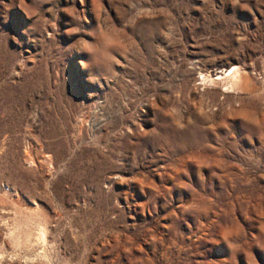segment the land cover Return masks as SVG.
Instances as JSON below:
<instances>
[{
    "label": "rangeland",
    "instance_id": "374dc122",
    "mask_svg": "<svg viewBox=\"0 0 264 264\" xmlns=\"http://www.w3.org/2000/svg\"><path fill=\"white\" fill-rule=\"evenodd\" d=\"M0 264H264V0H0Z\"/></svg>",
    "mask_w": 264,
    "mask_h": 264
},
{
    "label": "bare ground",
    "instance_id": "6f19581e",
    "mask_svg": "<svg viewBox=\"0 0 264 264\" xmlns=\"http://www.w3.org/2000/svg\"><path fill=\"white\" fill-rule=\"evenodd\" d=\"M229 71H230V70H229ZM229 71H228V74L226 73L227 76H230V75H232V74L234 73V70H232V71H230V72H229ZM226 74H225V75H226ZM233 75H234V74H233ZM231 77H232V79H233V81H231V82H233V83H235V84H236V83L239 84V82H241V80H242V82H243V86H244V83H245V85H247V84L249 83V82H246V78H241V77H240V79H239V77L237 76V74H236L235 76H231ZM219 79H221V78H220V77L217 78V80H219ZM247 80H248V79H247ZM237 84H236V85H237ZM241 85H242V83H241Z\"/></svg>",
    "mask_w": 264,
    "mask_h": 264
}]
</instances>
